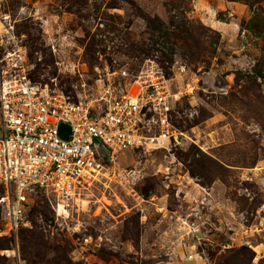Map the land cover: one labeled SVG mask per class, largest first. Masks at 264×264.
<instances>
[{
    "label": "rangeland",
    "instance_id": "obj_1",
    "mask_svg": "<svg viewBox=\"0 0 264 264\" xmlns=\"http://www.w3.org/2000/svg\"><path fill=\"white\" fill-rule=\"evenodd\" d=\"M259 14L264 2L0 0V76L93 102L107 70L121 88L155 71L172 125L162 146L106 159L61 217L45 192L16 234L0 213V264H30L35 245L43 264H264Z\"/></svg>",
    "mask_w": 264,
    "mask_h": 264
},
{
    "label": "built area",
    "instance_id": "obj_2",
    "mask_svg": "<svg viewBox=\"0 0 264 264\" xmlns=\"http://www.w3.org/2000/svg\"><path fill=\"white\" fill-rule=\"evenodd\" d=\"M114 74L106 71L103 92L93 102H75L25 76H0L4 235L18 233L32 194L54 195L58 216L105 170L106 159L113 163L125 151L160 147L171 139V94L164 75L144 72L121 88ZM61 125L71 130L68 140L60 135Z\"/></svg>",
    "mask_w": 264,
    "mask_h": 264
},
{
    "label": "trees",
    "instance_id": "obj_3",
    "mask_svg": "<svg viewBox=\"0 0 264 264\" xmlns=\"http://www.w3.org/2000/svg\"><path fill=\"white\" fill-rule=\"evenodd\" d=\"M193 1H196V0H193ZM228 1L243 3L245 5H248L251 8H255L256 6L264 2V0H228ZM249 25L252 30H257L258 32H260V34L264 33V18L261 17L260 14L254 17L250 21ZM33 246H34V243L31 245L30 248L32 249ZM40 247L41 246L35 245V251L33 252L31 251L29 256H28L29 252L27 251L24 252V254L27 255V262H29L30 264H43L44 263L46 251H42Z\"/></svg>",
    "mask_w": 264,
    "mask_h": 264
},
{
    "label": "water",
    "instance_id": "obj_4",
    "mask_svg": "<svg viewBox=\"0 0 264 264\" xmlns=\"http://www.w3.org/2000/svg\"><path fill=\"white\" fill-rule=\"evenodd\" d=\"M60 135L64 140H68L70 135H71V130L68 126L66 125H61L60 126ZM28 207V205L26 206Z\"/></svg>",
    "mask_w": 264,
    "mask_h": 264
},
{
    "label": "bare ground",
    "instance_id": "obj_5",
    "mask_svg": "<svg viewBox=\"0 0 264 264\" xmlns=\"http://www.w3.org/2000/svg\"><path fill=\"white\" fill-rule=\"evenodd\" d=\"M63 212L67 213V211H63L62 207H61V211L59 212L58 216H61L63 214Z\"/></svg>",
    "mask_w": 264,
    "mask_h": 264
}]
</instances>
